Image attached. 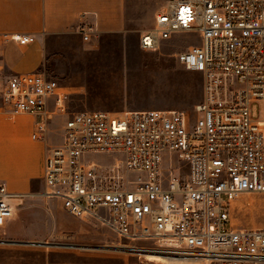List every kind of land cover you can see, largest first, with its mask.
Instances as JSON below:
<instances>
[{
  "label": "built area",
  "instance_id": "1",
  "mask_svg": "<svg viewBox=\"0 0 264 264\" xmlns=\"http://www.w3.org/2000/svg\"><path fill=\"white\" fill-rule=\"evenodd\" d=\"M90 31L80 26L84 41ZM189 31L198 32L199 44L175 57L202 76L201 99L190 113L68 114L59 82L43 71L0 78V111L36 117L35 140L43 139L52 115H67L42 175V194L58 199L66 213L143 243L138 250L188 264H264V226L236 228L230 217L239 195L264 194V0H166L138 46L154 51ZM0 40L26 45L34 38L0 33ZM258 101L262 118H253ZM98 156L113 160L104 165ZM21 203L22 194L0 182V230Z\"/></svg>",
  "mask_w": 264,
  "mask_h": 264
},
{
  "label": "rangeland",
  "instance_id": "2",
  "mask_svg": "<svg viewBox=\"0 0 264 264\" xmlns=\"http://www.w3.org/2000/svg\"><path fill=\"white\" fill-rule=\"evenodd\" d=\"M165 2L126 0L120 32L95 33L85 42V53L50 59L56 61V72L50 77L62 87L67 113L150 109L191 112L201 99L202 76L183 68L175 53L197 46L198 32L174 34L160 41L154 51L138 46L140 34L153 26L154 16ZM48 70L47 76L52 73ZM251 113L253 118H262V102H253ZM97 159L106 165L113 157ZM230 217L236 228L263 227L264 194L239 195L231 204ZM142 244L119 239L92 218L69 215L58 200L41 193L23 199L14 218L0 230V264H155L138 252L98 248L121 245L138 251L135 245Z\"/></svg>",
  "mask_w": 264,
  "mask_h": 264
},
{
  "label": "crops",
  "instance_id": "3",
  "mask_svg": "<svg viewBox=\"0 0 264 264\" xmlns=\"http://www.w3.org/2000/svg\"><path fill=\"white\" fill-rule=\"evenodd\" d=\"M125 7L126 0H0V33L34 38L26 45L0 40V78L33 71L47 74V67L52 75L56 72L52 57L85 53V42L95 33L120 32ZM81 25L91 28L86 41L79 32ZM60 91L64 96L61 86ZM63 101L68 110L65 96ZM46 109L55 110L53 98ZM66 117L52 115L43 139L35 140L31 135L36 117L0 111V182L9 192L22 194V200L43 192L45 154L61 143Z\"/></svg>",
  "mask_w": 264,
  "mask_h": 264
},
{
  "label": "bare ground",
  "instance_id": "4",
  "mask_svg": "<svg viewBox=\"0 0 264 264\" xmlns=\"http://www.w3.org/2000/svg\"><path fill=\"white\" fill-rule=\"evenodd\" d=\"M35 244V243H34ZM99 249H108V250H113V251H133V252H138L140 255H142L144 257V259L147 262H160L163 264H188V262L183 259V258H179V257H174L171 255H164V254H158V253H153V252H146V251H136V250H132L131 248H126L125 246H121V245H116V246H112V247H108V246H100L98 247ZM111 248V249H110Z\"/></svg>",
  "mask_w": 264,
  "mask_h": 264
}]
</instances>
